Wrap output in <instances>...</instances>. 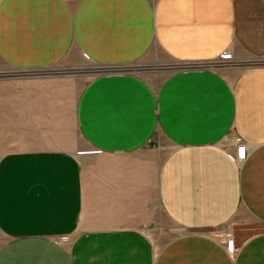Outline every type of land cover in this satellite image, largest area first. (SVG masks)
Returning a JSON list of instances; mask_svg holds the SVG:
<instances>
[{"label":"crops","instance_id":"1","mask_svg":"<svg viewBox=\"0 0 264 264\" xmlns=\"http://www.w3.org/2000/svg\"><path fill=\"white\" fill-rule=\"evenodd\" d=\"M0 62L97 73L59 95L88 151L0 158V264H264V0H0Z\"/></svg>","mask_w":264,"mask_h":264},{"label":"rangeland","instance_id":"2","mask_svg":"<svg viewBox=\"0 0 264 264\" xmlns=\"http://www.w3.org/2000/svg\"><path fill=\"white\" fill-rule=\"evenodd\" d=\"M263 62H237L232 55L222 56L210 66L218 73L232 74L242 68L251 67ZM145 68L139 65L135 69ZM94 66H85L81 73H72L66 68H56L39 72H20L10 69L0 62V158L10 152L46 146L52 143L68 151H88L76 130L73 114L62 113L59 104L60 93L68 94L70 100L78 96L80 90L95 74ZM148 75L147 71H143ZM71 110V109H70ZM66 116L62 118L61 116ZM68 128L67 136H49L48 132ZM43 130H46L47 133ZM222 145H227L223 142ZM232 145L228 150L236 151ZM81 158V157H80ZM87 157H85L86 159ZM158 198L151 201L154 211H160ZM156 223H166L161 215L152 217ZM231 225V224H229ZM258 227L246 229L247 236L258 231ZM171 234V231L152 232L155 244H160ZM233 247V246H232Z\"/></svg>","mask_w":264,"mask_h":264},{"label":"built area","instance_id":"3","mask_svg":"<svg viewBox=\"0 0 264 264\" xmlns=\"http://www.w3.org/2000/svg\"><path fill=\"white\" fill-rule=\"evenodd\" d=\"M222 58H224V59L227 58L228 59L229 58V54L224 52V54L222 55ZM227 251H228V253L232 254L233 251H234V248L232 246H228Z\"/></svg>","mask_w":264,"mask_h":264}]
</instances>
